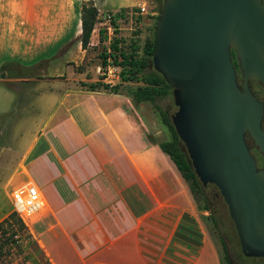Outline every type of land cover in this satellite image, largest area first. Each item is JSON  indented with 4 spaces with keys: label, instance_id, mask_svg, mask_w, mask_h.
I'll use <instances>...</instances> for the list:
<instances>
[{
    "label": "crops",
    "instance_id": "obj_1",
    "mask_svg": "<svg viewBox=\"0 0 264 264\" xmlns=\"http://www.w3.org/2000/svg\"><path fill=\"white\" fill-rule=\"evenodd\" d=\"M88 1L115 10L146 0H0V56H9L0 59V83L8 86L0 100L14 105L5 179L12 188L32 182L45 199L43 210L24 219L41 264H221L188 182L151 134L144 102L89 90L84 84L98 78L87 71L26 63L63 41L66 30L78 38ZM99 80L120 82L119 75ZM22 112L36 117L14 136L30 117Z\"/></svg>",
    "mask_w": 264,
    "mask_h": 264
},
{
    "label": "water",
    "instance_id": "obj_2",
    "mask_svg": "<svg viewBox=\"0 0 264 264\" xmlns=\"http://www.w3.org/2000/svg\"><path fill=\"white\" fill-rule=\"evenodd\" d=\"M232 50L244 79L264 83L261 0H162L152 64L172 87V124L199 181L227 204L242 252L264 257L263 105L238 87Z\"/></svg>",
    "mask_w": 264,
    "mask_h": 264
},
{
    "label": "rangeland",
    "instance_id": "obj_3",
    "mask_svg": "<svg viewBox=\"0 0 264 264\" xmlns=\"http://www.w3.org/2000/svg\"><path fill=\"white\" fill-rule=\"evenodd\" d=\"M140 11H135L128 8L125 11V16L116 20L117 22V33L109 31L102 34L101 36L106 38L103 42H99V30L107 27L109 22L105 21V17L109 12L115 13L120 8L115 10H98V22L96 23L95 30L92 32L91 44L87 49H82L78 44V38L73 33L75 29L66 30V37L59 43H48L45 45L44 50L41 48L38 52L27 56L26 63L32 65L34 63L41 62L44 64V70L47 72L52 71H64L65 65L73 69L76 72H88L89 77H100L104 76L98 67H101V54L104 53L105 46H108L109 39L112 36L121 37L124 40L123 48L126 51L130 50L132 44H138L141 48L139 54H142V47L147 41L152 40L155 32V24L157 22L158 4L151 0L144 1L141 5L135 6ZM56 31V30H55ZM48 32V30H46ZM52 37L49 36V38ZM48 42V41H46ZM107 49V48H106ZM43 50V52H42ZM8 53L1 54L0 59L2 61H8ZM24 63V62H23ZM30 71L29 75L34 68L28 67ZM43 70V68H42ZM39 71V68H37ZM120 69H117L119 74ZM66 72L69 74L70 69ZM4 74L1 69L0 76ZM24 75H26L24 73ZM96 80V81H98ZM120 80V78H119ZM116 84V83H114ZM141 84V82H122L120 87L121 93H127L130 88H133ZM1 88H7L6 83H0ZM13 99V98H12ZM160 106L169 114L170 118L177 110V105L174 102L173 92L160 98L158 100ZM143 110H146L145 115L151 118L150 120V131L152 135L158 140H168L171 137L170 130L160 121L158 114L151 107L149 102L141 104ZM14 111L13 101L9 98L0 100V222L5 219L13 211L12 205V184L9 180H6L8 174L9 164L12 160L11 153L8 154L7 146L11 135V112ZM8 113V114H7ZM22 118H26L28 115L29 119L23 126L22 123L15 125V129H12V135L18 132V129L22 128V131H26L31 127L35 113H29L28 115L22 112ZM26 115V117H23ZM20 119V115H16ZM36 119V118H35ZM264 126V122H263ZM24 129V130H23ZM22 142H17V147L20 149ZM248 146L252 155L256 158L257 164L260 167V161L257 158L258 154L254 151V145L250 140H247ZM183 150L186 151L185 145L182 143ZM187 153V152H186ZM202 185L203 192L195 191L196 199L200 209L202 210V217L206 230L210 234L213 242L218 250L221 264H264V257H250L246 256L240 247L239 238L233 223L228 213L227 204L225 203L222 195L218 188L212 184L207 183ZM205 200H208L210 209L201 208ZM26 221L28 220L25 218ZM217 222V226L214 223ZM223 238L228 251L229 262L225 260L223 256V247L221 238ZM43 258L40 252L36 248L34 241L30 237L28 227L24 219L18 216L15 212L9 218V221L3 223L2 230L0 231V264H41Z\"/></svg>",
    "mask_w": 264,
    "mask_h": 264
},
{
    "label": "trees",
    "instance_id": "obj_4",
    "mask_svg": "<svg viewBox=\"0 0 264 264\" xmlns=\"http://www.w3.org/2000/svg\"><path fill=\"white\" fill-rule=\"evenodd\" d=\"M154 1L158 3V14L156 16V18L158 19L162 0ZM127 9L128 8L122 7L119 11L115 13L109 12V25L111 26L112 31L115 34L117 33L116 20L124 17L125 11H127ZM132 9L138 12L140 11V9L137 7H133ZM80 21V45L82 49H87L88 46H90L91 44L92 32L95 30L96 23L98 22V9L90 1L82 3L80 11ZM104 28L105 30H99V42H103L106 39L101 36V33H107V27ZM123 43V38L114 35L109 39L108 46H105L104 53L101 54L102 66H105L110 63L120 69V82L111 85L102 82L101 80H98L95 82L86 83L84 85H86L89 90L103 88L111 93H120V87L122 82H141V84L130 88L126 94L131 97V100L134 104L140 102H149L151 104V107L158 114L160 121L170 130V139L163 140L162 142H160L159 146L162 151L167 153L173 160V162L183 175L184 179L188 182L190 189L192 190L196 199L195 191L204 193L201 182L197 178L191 166L186 151L183 150L182 142L179 140V137L175 131L169 114L158 103V100L160 98H163L172 91V87L168 84L165 78L156 69H154L152 64V57L155 50V32L152 40L147 41L142 47L141 55L139 54V49L141 47L137 43L132 44L129 51H126L123 48ZM102 78H104V76L100 77V79ZM254 151L258 154L257 158L259 160L262 159L261 155L257 152L255 147ZM201 208L210 209L208 200H205ZM13 213L14 212L9 214L5 219L0 222V231L2 230L3 223L8 222L9 218ZM214 223L217 226V222L215 220ZM220 238L223 247V256L228 263V251L223 238Z\"/></svg>",
    "mask_w": 264,
    "mask_h": 264
},
{
    "label": "built area",
    "instance_id": "obj_5",
    "mask_svg": "<svg viewBox=\"0 0 264 264\" xmlns=\"http://www.w3.org/2000/svg\"><path fill=\"white\" fill-rule=\"evenodd\" d=\"M109 20L110 14H107L105 21L109 22ZM107 29L112 31L110 25L107 26ZM100 69H102L101 73L105 78L114 79L119 75L117 72L118 67L110 63L105 66L98 67V72H100ZM11 195L13 211L22 219L28 218L45 208V199L38 187L32 182L28 181L17 184L13 188Z\"/></svg>",
    "mask_w": 264,
    "mask_h": 264
},
{
    "label": "flooded vegetation",
    "instance_id": "obj_6",
    "mask_svg": "<svg viewBox=\"0 0 264 264\" xmlns=\"http://www.w3.org/2000/svg\"><path fill=\"white\" fill-rule=\"evenodd\" d=\"M261 1L264 5V0H261ZM231 60H232V63H233L234 69H235L236 82H237L240 90L244 91V89L247 88L262 103V105H263V122H264V83L259 82V81L254 80V79H247V80L244 79V77L241 74V71L238 67V63H237V60H236V57H235V54L233 51H231ZM263 129H264V126H263ZM245 137H246V141L250 140L248 134H246ZM259 161H260V167H261L262 166V159H260Z\"/></svg>",
    "mask_w": 264,
    "mask_h": 264
}]
</instances>
